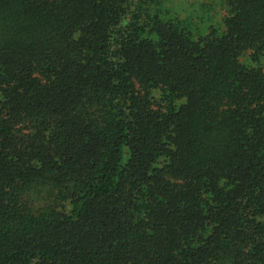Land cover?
<instances>
[{"label": "trees", "instance_id": "trees-1", "mask_svg": "<svg viewBox=\"0 0 264 264\" xmlns=\"http://www.w3.org/2000/svg\"><path fill=\"white\" fill-rule=\"evenodd\" d=\"M217 1L0 0V264H264V0Z\"/></svg>", "mask_w": 264, "mask_h": 264}, {"label": "rangeland", "instance_id": "rangeland-1", "mask_svg": "<svg viewBox=\"0 0 264 264\" xmlns=\"http://www.w3.org/2000/svg\"><path fill=\"white\" fill-rule=\"evenodd\" d=\"M211 0H175V3L171 4L172 5V12L176 13L179 12L181 15H186L188 13H192L193 16H195V21H192L191 28L194 31V33H203L207 32L208 28L214 23V21H219L221 17L225 14V11L223 10V7L221 5H218L217 0H213L217 4V10L214 15V19H212L213 15L211 12L206 11L205 14L203 12L201 13L200 10L201 6L204 5L205 3L209 2ZM206 9V8H203Z\"/></svg>", "mask_w": 264, "mask_h": 264}]
</instances>
